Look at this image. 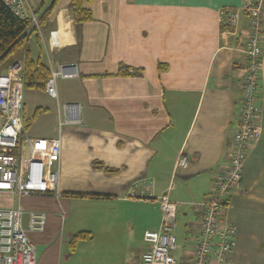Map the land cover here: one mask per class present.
<instances>
[{
	"label": "crops",
	"instance_id": "0c3cea01",
	"mask_svg": "<svg viewBox=\"0 0 264 264\" xmlns=\"http://www.w3.org/2000/svg\"><path fill=\"white\" fill-rule=\"evenodd\" d=\"M72 1L59 0L27 46L50 71L72 65L78 76L57 82V99L46 83L24 87L27 127L37 122L28 121L29 108L45 118L44 137L27 136L39 144L61 140L55 165L61 196L0 194V208L20 205L27 230L31 212L46 214L44 232H28L39 264H143L144 234L159 229L158 201L174 181L169 197L185 223L181 255L174 257L187 264L188 225L197 220L191 204L209 195L237 130L249 34L243 0H86L93 19L81 25ZM25 2L28 15L40 19L51 0ZM223 9L239 13L235 27L221 26ZM52 31L56 49L48 46ZM11 67L23 76L25 56L4 71ZM259 89L262 135L250 147L227 213L237 227L230 264H264V66ZM182 155L189 159L185 169L176 168ZM150 185L149 196L131 197ZM78 233L89 238L73 248Z\"/></svg>",
	"mask_w": 264,
	"mask_h": 264
},
{
	"label": "built area",
	"instance_id": "2783aa9c",
	"mask_svg": "<svg viewBox=\"0 0 264 264\" xmlns=\"http://www.w3.org/2000/svg\"><path fill=\"white\" fill-rule=\"evenodd\" d=\"M16 17L32 21L39 29V18L28 15L25 0H0ZM241 12L249 19L243 74L239 81L241 101L236 110L237 130L228 152L229 162L214 174L210 193L205 199L191 204L197 220L188 225L185 262L187 264H230L236 245L237 227L228 220L227 213L233 192L243 178L244 163L250 147L262 135L260 108V77L264 66V0H243ZM239 13L232 9L220 11V24L226 29L235 27ZM50 49L59 47L57 31L49 34ZM78 76L72 65H59L51 69L46 82L47 94L57 99L56 86L60 79ZM61 140L39 144L28 137L24 130V81L15 67L0 74V194L12 199L31 196H61L60 171L55 165L61 158ZM189 159L182 155L176 168L185 169ZM175 189L171 183L169 193ZM169 193L159 199L161 223L157 231H146L144 242L147 250L143 264H178L174 257L177 250L175 230L178 221V204ZM151 194L147 191L131 192L132 198ZM24 212L20 205L0 208V264H39L36 246L28 232L42 233L47 216L31 212L29 229H25Z\"/></svg>",
	"mask_w": 264,
	"mask_h": 264
},
{
	"label": "trees",
	"instance_id": "16d2710c",
	"mask_svg": "<svg viewBox=\"0 0 264 264\" xmlns=\"http://www.w3.org/2000/svg\"><path fill=\"white\" fill-rule=\"evenodd\" d=\"M59 0H51L46 12L39 19L41 29L44 21L51 15ZM89 1V0H88ZM86 0H73L70 8L76 25L92 21V13L85 7ZM34 35L39 37V30L33 26L29 19L23 20L13 15L0 3V74L5 68L16 60L25 56V69L23 73L24 87L43 88L50 77V69L31 58L28 48L29 39ZM28 126V122L24 121ZM89 238L85 233H78L73 238L71 245L74 248L82 240Z\"/></svg>",
	"mask_w": 264,
	"mask_h": 264
},
{
	"label": "rangeland",
	"instance_id": "374dc122",
	"mask_svg": "<svg viewBox=\"0 0 264 264\" xmlns=\"http://www.w3.org/2000/svg\"><path fill=\"white\" fill-rule=\"evenodd\" d=\"M40 112L38 110H31L29 108V111L27 113V119L30 122V124H32V122H34V120H37V122H35V126L33 124V128L30 126L27 127L24 124V130H25V134L30 136V137H38V138H42L44 136L40 135L41 130H43L45 127L41 126V124L43 123V121H45V118H40L39 116ZM38 124V125H37ZM184 218L182 216H179V221H177V228L175 230V235L178 239V250L177 252H175L174 256H176L177 258H179V256L181 255V251H182V243L180 242V237L183 235V225H184Z\"/></svg>",
	"mask_w": 264,
	"mask_h": 264
}]
</instances>
